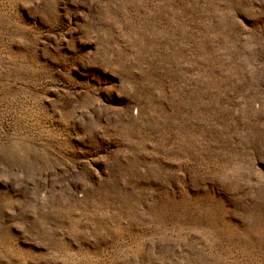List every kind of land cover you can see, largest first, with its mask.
<instances>
[{
  "label": "rangeland",
  "instance_id": "1",
  "mask_svg": "<svg viewBox=\"0 0 264 264\" xmlns=\"http://www.w3.org/2000/svg\"><path fill=\"white\" fill-rule=\"evenodd\" d=\"M0 264H264V0H0Z\"/></svg>",
  "mask_w": 264,
  "mask_h": 264
}]
</instances>
